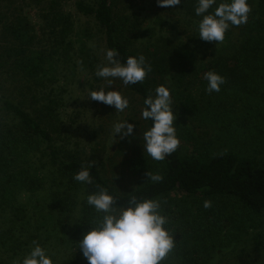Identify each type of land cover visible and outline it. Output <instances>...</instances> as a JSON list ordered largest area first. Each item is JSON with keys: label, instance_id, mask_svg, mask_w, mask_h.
<instances>
[{"label": "trees", "instance_id": "trees-1", "mask_svg": "<svg viewBox=\"0 0 264 264\" xmlns=\"http://www.w3.org/2000/svg\"><path fill=\"white\" fill-rule=\"evenodd\" d=\"M115 1L96 0L92 4L76 0L75 6L78 12L95 20L104 34L107 50H118L121 62L129 56L144 55L151 64L152 71L142 82L127 85L142 105L169 78L166 86L184 109L199 112L197 90H203L209 101L208 109L212 112L221 108L218 116H225L227 112L221 103L249 96L258 75L264 73V0H248L251 8L248 21L237 26L242 36L239 45L231 53L218 54L207 61H199L181 39L162 35L151 43L154 51L148 53L146 46V50L135 46L124 24L116 19ZM24 2L28 7H40L39 26L32 23L28 12L24 13L26 5L0 18V35L6 40L2 46L0 43V211L9 230L21 226L24 231L25 225L31 224L28 214L32 212L38 223L33 236L36 240L42 231L49 235L62 234L65 247L82 254L77 241L89 230L88 225L102 215L86 203L87 195L98 190V186L115 196L117 207L132 196L158 199L162 214L168 219L166 227L175 234L174 250L182 255L185 264H207L216 248L239 239L248 226L258 228L264 224L262 150L257 147L250 152L209 149L189 127H179L176 131L179 145L163 160H153L139 147L130 154L117 151V155L125 153L124 170L136 179L130 190L119 191L97 165L90 169L92 184L75 181L74 174L85 163L79 155L57 145L55 134L61 132L66 93L58 85L60 67L73 71L70 64L76 65L75 57L84 63L88 73L92 72L95 57L85 42L91 35L85 29L75 28V20L66 9L67 0ZM179 6L188 16L201 18L195 14L197 0H181ZM140 14H134L133 18L139 20ZM130 19L127 17L126 21ZM161 20L159 15L155 18L160 28L164 26L168 30L169 26ZM141 24L142 20L130 32L141 31ZM154 28L146 27L142 34L147 31L151 36ZM76 44L79 46L75 50ZM208 71L225 78L219 92L206 91L204 74ZM257 113L264 117V105L263 108L260 105ZM223 123L229 130L225 120ZM233 124L238 127L236 132H249L248 124ZM145 125L150 127L151 121L145 120ZM122 143L129 141L123 138ZM35 160L41 166L49 164L56 176L46 177L43 167L35 164ZM148 170L162 179L147 180ZM46 181L51 184L47 192ZM218 198L235 199L245 211V218L243 211L234 209L229 214L222 207L207 217L194 211L195 200ZM259 238L260 235L256 242ZM1 240L3 244H13L4 237Z\"/></svg>", "mask_w": 264, "mask_h": 264}, {"label": "rangeland", "instance_id": "rangeland-1", "mask_svg": "<svg viewBox=\"0 0 264 264\" xmlns=\"http://www.w3.org/2000/svg\"><path fill=\"white\" fill-rule=\"evenodd\" d=\"M75 1L67 0L66 9L71 12L75 20V28L85 29L90 33L91 37L86 38L85 42L95 60L93 61V70H90L91 73H88L89 70L84 68V63L76 57L73 59L76 65L70 64L73 71L67 67H60L62 74L58 86H61L66 93L64 94L65 105L62 109L61 132L55 134L57 145L64 151H72L79 155L84 163L95 160V165L103 170L104 175L110 180L111 184L123 192L135 186L136 179L126 168L124 170L122 163L125 159V153L124 155H117V151H126L130 154L131 151H135L136 147L143 150L142 132L147 128L145 120L141 118L143 105L139 97L133 95L128 90L127 85H124L119 79L113 80L112 87L113 90L120 91L122 95L129 99V107L123 112H116L113 106L105 105L88 97V93L92 90H99L101 87L107 89V81L95 75L98 66L107 64L105 58L107 46L104 34L100 31L95 20L78 12ZM86 1L94 4L96 0ZM20 6H25L24 13L28 12L32 23L39 26L40 20L37 15L40 13V7L36 5L28 7L24 0H2L0 2V18L5 14L9 15L11 10ZM114 10L116 19L124 24L133 38L135 46L143 50L147 49L148 53L154 51L151 43L156 42L157 38L162 35L168 37V39L170 37L181 39L195 53L199 61H207L218 54L231 53L242 39L238 27L230 26L225 33L224 40L219 44L218 42L203 41L198 37L197 29L201 18L196 19L188 16L179 5L159 7L157 0H116ZM138 13H141L140 16H142L139 20L133 18L134 14ZM158 15L162 19L161 21L169 26V29L171 27L170 31L164 26L159 27L160 25L155 21ZM127 17L131 18L129 22L126 21ZM141 20V31L132 34L130 31L133 26ZM150 26L156 27L154 28V34L149 36L147 31L142 34V29ZM5 41V38L0 35L1 46ZM160 43L162 46L164 45L161 41ZM78 46L76 44L75 50ZM147 46L151 48L148 49ZM258 76L259 78L253 84L254 87L249 96L241 97L239 101L221 103L222 108L227 112L225 116H218L221 113V108L212 112L208 109L209 101L203 90H197V101L200 106V111L197 113H190L189 110L183 108L181 102H177L172 98L174 112L177 114L176 122H174L176 131L179 130V127H189L204 147L209 149L219 148L225 151L250 152L253 151L252 148L257 147L262 150L260 153L264 155V117L257 113L260 105L262 108L264 105L262 99L264 73ZM168 82L169 78L166 79V85H168ZM122 120H129V123L135 125L133 135L126 137L129 141L127 144L122 143L123 139H121L120 134L115 137L113 131V125ZM224 120L225 124L229 125V130L224 127ZM234 122L248 124L249 132L245 134L236 132L235 129H238V127L233 124ZM34 163H39L40 166L42 164L38 160H35ZM41 167H43L42 170L46 173V177L51 179L56 176L55 169L49 164ZM45 186L44 190L47 192L51 186L50 181H46ZM205 201L211 202L210 207H204ZM31 202L34 204L35 200L33 199ZM193 204L195 205L194 211L197 214L203 213V217L219 211L222 207L223 211L229 214L233 213L234 209L239 210L241 213L243 211L242 218H245V211L235 199H199L195 200ZM28 217L32 218L30 220L31 224H26L24 231H22L21 226H14L12 230H9L0 211V264H18L33 246V241H37L48 250L53 257L54 264H72V260L75 264H88L81 253L65 247L62 234L61 236L56 233L49 235L42 231L39 240H36L37 238L35 239L33 236L38 223L35 222L36 219H34L32 212L28 214ZM247 223L249 225L250 221ZM258 235H260V240L256 242ZM1 237L12 240L13 244L9 245V242L3 244ZM161 264L185 263L182 255L173 250ZM207 264H264V224L258 228L248 226L239 239L225 247L216 248Z\"/></svg>", "mask_w": 264, "mask_h": 264}, {"label": "clouds", "instance_id": "clouds-1", "mask_svg": "<svg viewBox=\"0 0 264 264\" xmlns=\"http://www.w3.org/2000/svg\"><path fill=\"white\" fill-rule=\"evenodd\" d=\"M179 4L181 0H157L159 7H175ZM250 11L248 0H197L195 14L201 17L197 25L198 37L219 44L230 26L247 23ZM118 57V50H106L107 64L98 66L95 75L107 81V89L101 87L92 90L88 97L113 106L116 112H123L129 107V99L120 91L113 90V80L119 79L124 85L142 82L152 71V66L144 55L129 56L123 62ZM204 79L209 94L219 92L225 83V78L215 71L205 73ZM141 118L151 121V126L142 132L144 153L156 161L165 159L179 145L174 123L177 114L168 87L158 85L154 94H149L143 100ZM134 128L135 125L129 123V120L113 125L115 137L120 134L121 139L132 136ZM95 164V160L86 161L73 179L83 184H92L90 169ZM146 176L147 180L153 182L162 179L149 170ZM86 203L102 214L92 225H88L89 230L77 241L78 249L88 264H161L174 250L175 234L166 227L168 219L162 214L158 199L132 196L117 207L115 196L108 189L98 186V190L87 195ZM210 204V201H205L204 207L208 208ZM32 244L18 264H54L52 255L45 247L37 241Z\"/></svg>", "mask_w": 264, "mask_h": 264}]
</instances>
